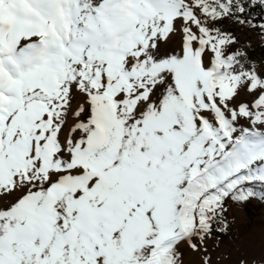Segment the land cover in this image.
Here are the masks:
<instances>
[{"label": "snow or ice", "instance_id": "6c2138e0", "mask_svg": "<svg viewBox=\"0 0 264 264\" xmlns=\"http://www.w3.org/2000/svg\"><path fill=\"white\" fill-rule=\"evenodd\" d=\"M252 199L264 0H0V264H264Z\"/></svg>", "mask_w": 264, "mask_h": 264}, {"label": "rangeland", "instance_id": "374dc122", "mask_svg": "<svg viewBox=\"0 0 264 264\" xmlns=\"http://www.w3.org/2000/svg\"><path fill=\"white\" fill-rule=\"evenodd\" d=\"M244 38L245 34L237 33ZM253 39L254 37L249 36ZM235 217L234 223L232 224L233 233L239 236L241 239L254 238L258 243L261 236L264 235V201L259 199H252L242 209H233L230 214ZM222 264H227L226 261Z\"/></svg>", "mask_w": 264, "mask_h": 264}]
</instances>
